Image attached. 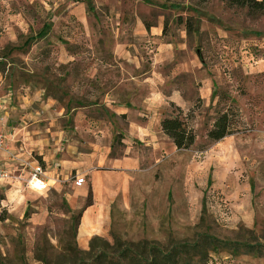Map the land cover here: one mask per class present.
Returning a JSON list of instances; mask_svg holds the SVG:
<instances>
[{
  "label": "rangeland",
  "instance_id": "374dc122",
  "mask_svg": "<svg viewBox=\"0 0 264 264\" xmlns=\"http://www.w3.org/2000/svg\"><path fill=\"white\" fill-rule=\"evenodd\" d=\"M180 62L188 70L170 81L192 97L182 111L194 145L169 154L166 139L150 174L144 163L87 178L82 205L70 197L74 172L47 192L0 186V264H89L130 243L167 249L198 233L264 245V13L221 0H0V116L44 170L46 160L109 145L75 128L81 108L112 120L104 95L137 64L165 77ZM227 108L242 124L212 142L207 131ZM121 139L114 133L110 154L130 143L146 151ZM199 264H264V253L218 248Z\"/></svg>",
  "mask_w": 264,
  "mask_h": 264
},
{
  "label": "crops",
  "instance_id": "0c3cea01",
  "mask_svg": "<svg viewBox=\"0 0 264 264\" xmlns=\"http://www.w3.org/2000/svg\"><path fill=\"white\" fill-rule=\"evenodd\" d=\"M169 49L166 48V51H169ZM136 68L137 71L135 74L129 73V75L124 76V78L119 80L104 95V100L108 101L105 106L113 114L112 120L86 117L84 112L88 109L84 108H81L75 119V128L94 132L97 134L98 142L102 138L107 137L106 140H108L109 145H103V148H101V146L93 144L94 149L91 152H80L78 157H75L69 152V154L61 155L56 161L53 159L49 161L43 158L47 163L45 173L48 189L46 191L28 190L23 188V184L21 185L20 183L0 182V186L8 188L9 191H13L15 193H13L14 195L20 194L21 191L47 192L53 187H61V182L64 183L72 172L75 173V177L79 175L84 176L86 182L87 178L93 179L94 176H102L104 174L129 171L137 173L141 170V165L144 163L146 164L144 171L150 174L153 164L163 161L162 157H158V155L163 150V146L167 144L166 141L169 140L161 130L160 121L163 117L162 113L169 111L170 103L183 111L187 110L192 106L193 100L190 95L184 94L183 89L178 84L170 81L172 76L188 70L186 63H177L172 71L173 74L165 75V77L158 75L155 67L146 69L140 68V65L137 64ZM140 88L144 89L143 93L140 92ZM135 90H138V95L134 93ZM200 97L204 102L208 100L206 95ZM6 116L5 128L11 132L12 128H10ZM16 130L19 129L16 128ZM107 132L110 133L107 134ZM113 132L123 133V139L121 141L124 143H128L134 139L135 141L141 142L138 146L141 145V148H146V151L140 152L137 150L136 145L130 143L123 147V154H110L114 136ZM10 149L22 160L28 161L32 158L31 154L24 150L22 145L16 144V141L10 143ZM167 150L169 154L177 152L172 144L169 145ZM151 159L153 160L151 161ZM2 162H7L10 167L14 165L20 169L18 172L23 177H26L27 172L21 162L13 161L11 163L7 161L4 154H0V163ZM49 181L53 183L49 184ZM84 184L80 187L76 186V190L70 196L71 201H75L79 205H82L86 197V191L83 188ZM88 208L86 207L84 209L81 217Z\"/></svg>",
  "mask_w": 264,
  "mask_h": 264
},
{
  "label": "trees",
  "instance_id": "16d2710c",
  "mask_svg": "<svg viewBox=\"0 0 264 264\" xmlns=\"http://www.w3.org/2000/svg\"><path fill=\"white\" fill-rule=\"evenodd\" d=\"M206 1V0H200ZM227 6L246 8L251 14L264 13V0H221ZM170 110L164 111L160 121L161 130L171 140L177 150L190 149L196 139L193 128L188 124L189 113L170 103ZM242 124L239 114L230 108L221 111L214 119L211 128L207 131V138L212 141H219L226 136L232 135L238 126ZM209 182V180H208ZM92 190L87 192V200L79 212H82L91 204ZM205 212L204 201L202 213ZM202 219V218H201ZM218 248L228 249L237 252L240 249L248 252L264 253V245L260 243H231L220 240L207 233H198L197 238L192 242H181L171 244L169 248L159 247L147 240L132 244L117 252V255H109L105 252L97 254L89 264H199L206 258L209 250ZM198 259V261H195ZM84 263V262H83Z\"/></svg>",
  "mask_w": 264,
  "mask_h": 264
},
{
  "label": "built area",
  "instance_id": "2783aa9c",
  "mask_svg": "<svg viewBox=\"0 0 264 264\" xmlns=\"http://www.w3.org/2000/svg\"><path fill=\"white\" fill-rule=\"evenodd\" d=\"M14 136L5 128V116H0V154H4L7 161L21 162L25 168L26 177L19 173L17 167H10L8 163H0V182L20 183L23 188L32 191H46L48 189L46 173L42 165L33 157L30 160H22L10 149V143L13 142ZM10 163V164H11ZM85 183L84 176L74 178V185L77 187Z\"/></svg>",
  "mask_w": 264,
  "mask_h": 264
}]
</instances>
